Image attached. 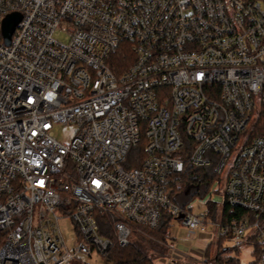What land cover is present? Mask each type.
Returning <instances> with one entry per match:
<instances>
[{"label": "built area", "instance_id": "1", "mask_svg": "<svg viewBox=\"0 0 264 264\" xmlns=\"http://www.w3.org/2000/svg\"><path fill=\"white\" fill-rule=\"evenodd\" d=\"M125 43L133 61L116 74ZM262 107L264 0H0V264L106 257L107 213L122 247L165 211L205 233L208 217L173 201L187 165H213L211 189L224 177L218 237L256 244L264 264Z\"/></svg>", "mask_w": 264, "mask_h": 264}, {"label": "trees", "instance_id": "2", "mask_svg": "<svg viewBox=\"0 0 264 264\" xmlns=\"http://www.w3.org/2000/svg\"><path fill=\"white\" fill-rule=\"evenodd\" d=\"M133 61L131 49L128 44H122L118 52L112 56L110 60L111 68L116 74H120L125 71ZM254 136L264 135V107H262L258 113V116L254 123ZM146 141L142 138V143L138 148V151L142 153ZM218 175L215 172L214 166L210 167H193L190 165L186 166V171L183 177V186L178 191L174 198V203L180 204L182 207L188 205V199H194L196 197H204L210 190L212 184L217 180ZM211 211L209 218L215 219L217 213L216 204L210 206ZM228 208L224 204V210L222 218L228 219ZM173 220H177L170 213L164 212L160 220L159 227L156 229H149L142 227L136 230L144 236L145 239L155 242L156 244L162 245L167 244L169 241V229ZM98 223L100 228V234L109 238L113 246L106 255V259L111 264H155V260L159 257H164L165 253L162 249H157L149 245V251L146 252L140 248L132 240L127 246H120L114 235L113 226L114 219L111 214L98 215ZM231 237V232L228 231L226 234L218 237V250L214 258H210V249L205 251V262L212 264H242L237 257L230 255L231 248H225L224 242ZM5 233H0V245L4 243ZM235 248V247H234ZM236 249V248H235ZM254 257L255 260L249 264H256L260 258V250L256 244H254Z\"/></svg>", "mask_w": 264, "mask_h": 264}, {"label": "rangeland", "instance_id": "3", "mask_svg": "<svg viewBox=\"0 0 264 264\" xmlns=\"http://www.w3.org/2000/svg\"><path fill=\"white\" fill-rule=\"evenodd\" d=\"M73 129L67 130L63 126H57L55 128V136L62 138L65 141H69L72 137ZM221 180L219 177L217 181ZM212 193V194H211ZM224 195H225V181L224 177L220 182V186L214 185L212 189L204 197H196L194 199H188V206L191 208L193 214L206 215L209 223L207 224L206 232L200 234L197 231H192L186 226H183L180 220H173L169 229V241L166 246H160L155 242L149 241L144 238L142 234L133 229L131 240L137 244L140 248L146 252L149 251V245L153 248L162 249L166 256L169 255L168 249H175L185 256L196 258H202L200 261L189 259L187 264H212L205 262V251L210 249V258H214L218 250V229L214 226V223L221 221L224 210ZM212 204H216L217 213L215 219L209 218ZM61 230L64 235L67 246L70 250L75 247V241L77 239L76 228L70 219H63L60 222ZM204 236V237H203ZM225 248H231L230 255L237 257L242 264H249L255 260L254 247L252 244H246L241 249H235L232 241V237L228 238L224 242ZM168 253V254H167ZM171 256H180L173 251ZM183 257V256H182ZM184 258V257H183ZM73 264H111L105 257L95 253L92 257H81L79 260L74 261Z\"/></svg>", "mask_w": 264, "mask_h": 264}, {"label": "crops", "instance_id": "4", "mask_svg": "<svg viewBox=\"0 0 264 264\" xmlns=\"http://www.w3.org/2000/svg\"><path fill=\"white\" fill-rule=\"evenodd\" d=\"M164 246H166V244H164ZM162 250H163V248H162ZM164 250H163V252H164ZM171 251H173L174 253H176V254H178L180 256H177V257L171 256L170 255ZM168 252H170L168 256L165 255L164 257L157 258L155 260V264H187V261L189 259H194L195 261H200L199 263H201V261H203V260L199 259V257L193 258V256L192 257L185 256L182 253L176 251L175 249H168Z\"/></svg>", "mask_w": 264, "mask_h": 264}, {"label": "water", "instance_id": "5", "mask_svg": "<svg viewBox=\"0 0 264 264\" xmlns=\"http://www.w3.org/2000/svg\"><path fill=\"white\" fill-rule=\"evenodd\" d=\"M20 17L17 15L10 16L3 24V36L7 45L11 42V37L15 31L16 26L20 22ZM182 218V217H181Z\"/></svg>", "mask_w": 264, "mask_h": 264}]
</instances>
